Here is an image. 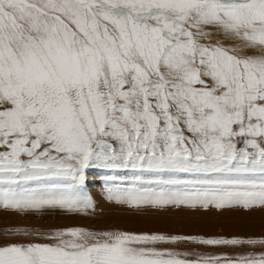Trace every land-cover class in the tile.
Instances as JSON below:
<instances>
[{
	"label": "snow or ice",
	"instance_id": "1",
	"mask_svg": "<svg viewBox=\"0 0 264 264\" xmlns=\"http://www.w3.org/2000/svg\"><path fill=\"white\" fill-rule=\"evenodd\" d=\"M204 26L264 48V0H0V207L93 208L75 193L93 165L163 186L135 176L116 197L130 206H264V55L202 43ZM49 178L71 183L26 187ZM50 239L0 246V264H264L157 246L264 243L252 239L79 227Z\"/></svg>",
	"mask_w": 264,
	"mask_h": 264
},
{
	"label": "rangeland",
	"instance_id": "2",
	"mask_svg": "<svg viewBox=\"0 0 264 264\" xmlns=\"http://www.w3.org/2000/svg\"><path fill=\"white\" fill-rule=\"evenodd\" d=\"M203 30L209 35L199 37L202 43L219 44L240 57L264 55V48L247 47L243 40L226 35L222 30L213 26H204ZM85 176V183L78 186L75 193L79 196H90L94 201V207L86 211L70 210L67 207L25 209L0 207V246L10 243H56L50 239L56 230L73 227L94 233L125 231L264 241V206L256 205L248 209L241 206L216 208L211 205L208 208L188 205L179 207L176 205L154 207L146 204L138 207L130 206L127 203L117 202L116 197L131 186L135 176L141 177V181L136 182L138 187L152 188L156 191L163 187L145 183L154 178L152 173L131 169H105L93 165L85 170ZM180 178L192 179L193 177L181 175ZM69 183H71L70 179L49 178L38 183H29L26 187L46 193L53 185L61 188ZM165 190L171 192L175 189L169 187ZM110 193L112 198L109 196ZM157 246L202 255L227 254L233 258L256 256L264 252V243L260 242L218 246L179 242Z\"/></svg>",
	"mask_w": 264,
	"mask_h": 264
},
{
	"label": "bare ground",
	"instance_id": "3",
	"mask_svg": "<svg viewBox=\"0 0 264 264\" xmlns=\"http://www.w3.org/2000/svg\"><path fill=\"white\" fill-rule=\"evenodd\" d=\"M242 42H243V41H242ZM242 42H241V43H242ZM244 43H245V42H244ZM241 46H242V45H241ZM254 48H255V47H254ZM255 50H256V49H255Z\"/></svg>",
	"mask_w": 264,
	"mask_h": 264
}]
</instances>
